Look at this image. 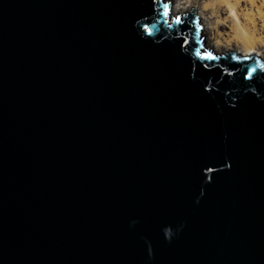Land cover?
<instances>
[{
    "label": "water",
    "instance_id": "1",
    "mask_svg": "<svg viewBox=\"0 0 264 264\" xmlns=\"http://www.w3.org/2000/svg\"><path fill=\"white\" fill-rule=\"evenodd\" d=\"M163 0H0V264H264V60Z\"/></svg>",
    "mask_w": 264,
    "mask_h": 264
},
{
    "label": "bare ground",
    "instance_id": "2",
    "mask_svg": "<svg viewBox=\"0 0 264 264\" xmlns=\"http://www.w3.org/2000/svg\"><path fill=\"white\" fill-rule=\"evenodd\" d=\"M171 1L172 16L196 11L203 38L216 54L251 55L264 60V15L251 0H163Z\"/></svg>",
    "mask_w": 264,
    "mask_h": 264
},
{
    "label": "rangeland",
    "instance_id": "3",
    "mask_svg": "<svg viewBox=\"0 0 264 264\" xmlns=\"http://www.w3.org/2000/svg\"><path fill=\"white\" fill-rule=\"evenodd\" d=\"M251 1H255V5H256L257 7L260 6V9H261V11H262V13H263V15H264V0H251ZM200 28H201V27H200ZM212 52H213V51H212ZM213 53H215V52H213ZM215 54H216V53H215ZM232 54H234V55H238V54H236V53H232ZM251 55H254V56L259 57L257 53H251Z\"/></svg>",
    "mask_w": 264,
    "mask_h": 264
}]
</instances>
